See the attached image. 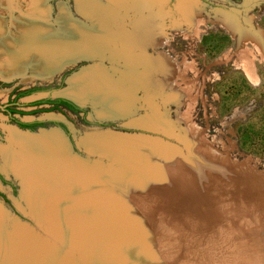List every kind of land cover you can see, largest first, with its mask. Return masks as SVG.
Wrapping results in <instances>:
<instances>
[{"label": "rangeland", "instance_id": "rangeland-1", "mask_svg": "<svg viewBox=\"0 0 264 264\" xmlns=\"http://www.w3.org/2000/svg\"><path fill=\"white\" fill-rule=\"evenodd\" d=\"M12 1L18 18L31 4ZM97 3L98 30L77 0L43 2L51 26L61 31L56 23L70 17L94 30L99 49L84 42L64 51L48 78L31 67L25 76L0 75L1 106L17 92L41 89L19 100L26 115L16 117L44 123L33 135H61L58 154L68 164L54 166L58 176L38 192L0 155L8 181L0 180V229L8 236L0 244L2 264L14 251L31 256L19 264H264V30L249 32L264 28V0ZM182 3L195 8L196 21L184 16ZM0 15L9 26L10 12L1 7ZM52 30L50 36L59 32ZM241 41V52L246 47L257 62L260 85L245 78L236 57ZM93 71L107 74L113 88H87L85 75ZM75 84L83 90L77 98ZM62 96L82 111L34 105ZM14 127L0 111L1 147ZM86 140L98 143L94 151ZM136 146L144 155L131 157ZM25 231L35 241L27 243ZM189 245L202 252L198 260L186 254Z\"/></svg>", "mask_w": 264, "mask_h": 264}, {"label": "bare ground", "instance_id": "bare-ground-1", "mask_svg": "<svg viewBox=\"0 0 264 264\" xmlns=\"http://www.w3.org/2000/svg\"><path fill=\"white\" fill-rule=\"evenodd\" d=\"M44 1L45 0H31V4L29 5L27 12L23 11V13L18 18L15 17V12L18 6H15L12 0H0V8L2 7L8 10L11 16V23H10L11 25L9 24L8 26L6 19L0 15V57L2 58V56H4L7 58L6 61L4 62L5 64L3 63L2 65L0 64L1 76L8 79L15 78L18 76H25L28 68L31 67L34 72L33 74L34 76L48 78L51 77L54 73H56V71H58L59 68L62 66L63 61L57 60L56 58L59 57L60 59V56L64 51L68 52L79 49L78 46L80 44L83 45L84 42H86L89 45V48H94L97 45L96 44L97 42L93 40L94 37H92L94 36V34H92V31L94 30L83 28V26L74 23L70 17H67L62 20L60 19L59 22L56 23L58 26L61 27V31L56 29L58 27H55L56 26L55 24L54 26H51V24L49 23L50 20L49 11H48L49 7H46L43 4ZM77 1L79 2L80 6H82V8L84 4L85 9L83 11L91 15V18H93L91 22H93L95 29L98 30L96 28L98 22L96 16H98V13L100 11L99 9L100 7L97 3L98 0L97 1L77 0ZM180 5L181 6L183 5L180 8L183 9L182 12H184L183 13L184 16L185 14H187L188 19L193 20V16L190 14H192L193 11H195L193 10L195 8H192V5H189L188 3H186V5L191 6V8L189 6L184 5L183 3ZM101 14L102 15L105 14L104 16H107L109 13L101 12ZM94 18L95 21H93ZM108 18L110 21L109 24H111L112 22L110 20V17ZM102 20H105L104 22L107 23L106 17L103 18ZM53 27L55 28V30L59 32H57L54 36H50L49 33L53 31L52 30ZM12 28H14L15 30L14 31L11 30ZM16 34L18 35V37ZM46 37H50V38L46 39ZM82 38H84V40ZM128 40L130 41L131 38L129 37ZM137 42H138L137 40H134V44H136ZM123 44H126V42ZM96 47L97 49H99L98 46ZM106 75L107 74L103 75L96 71L94 73L91 72L85 75L86 83H88L87 88L100 90V88L109 87L110 85L111 88H113L112 87L113 84L111 83V78L109 80L108 78H106L109 76ZM73 87L74 88L71 89L70 91L71 95H75L77 98L78 96L76 94L77 93L80 94L81 92H83V90L81 88V85L75 84L73 85ZM119 89L120 92H123L121 90H124L122 89V87H120ZM97 98L98 99L96 101H99L100 98L99 97ZM123 98L126 97L123 96L122 100ZM124 103L121 106V108L117 107V109H119V111L121 112H123L124 109L126 108V105ZM120 109H123V111ZM8 132H9V136H8L9 145L4 147L0 146V155L5 160L6 165L17 173V175L23 180V183L28 188L30 186L31 189L40 192L39 187L41 185L44 186L46 185L45 184L46 178H47V183L48 182L51 183L52 177L58 176V174H55L54 172L56 171L54 169V166H60L61 168L68 167V164L66 162L60 160L59 157L60 155L58 154V151H60L59 153H61V150L64 147L62 138L60 137L61 135H59L58 133L44 131L39 135H33L30 132L21 131L16 127L9 128ZM97 139L98 138H96V140ZM111 140L112 141H109V143L116 142L114 141L115 138H112ZM105 142H106L105 139L101 141V143L104 144L106 148L108 142L107 143ZM97 144L98 143H95L93 141L91 142V140H88V142L87 140L83 141V145L88 146L87 149L89 151H94L95 149L93 150L92 146ZM94 148L96 147L94 146ZM119 148L123 151L122 149L123 146ZM140 148L142 149V147L136 146L135 149L137 151L130 150L129 155L131 156L133 152L137 153L136 154L137 157L144 155L143 152L144 148L142 149V151L140 150ZM97 149L99 150L98 146ZM125 150H127V152L129 151L128 149ZM151 151H152L151 153L154 154V151L153 150ZM55 156L58 157L55 158ZM121 157L123 158L122 153H121ZM143 160L145 161V158L142 159V161ZM58 172H60V169L59 171H57V173ZM38 197L39 196H36V198ZM167 213L169 215L178 214V212L174 213L172 211ZM189 213L191 214L192 212ZM188 220H190L189 217ZM153 221L155 220L153 219ZM1 227L2 226H1V215H0V228ZM23 237L27 243H31L32 241H35L31 235H28L26 233V231ZM6 239L8 240V236L6 237L5 234L2 233L0 229V244L2 241L6 243ZM184 249H186V254L191 259V261L192 259H194V261L195 259L198 260V258H200V256L202 255L201 251L198 253V251L197 250L195 251L193 247H191L190 245ZM8 256L11 257V259L8 261L15 264H19V262H17L18 258H20L19 259L20 261H25V263H27L26 261H28L31 258L29 254L24 255V253H19L17 251L12 252ZM1 257L3 256H1L0 254V258ZM10 262H5L3 264H10ZM0 264H2L1 260H0Z\"/></svg>", "mask_w": 264, "mask_h": 264}, {"label": "trees", "instance_id": "trees-1", "mask_svg": "<svg viewBox=\"0 0 264 264\" xmlns=\"http://www.w3.org/2000/svg\"><path fill=\"white\" fill-rule=\"evenodd\" d=\"M41 89L40 88H34V89H31V90H27V91H24V92H20L17 94V97L16 99H14L11 104L14 105V106H17V107H20V106H23L21 104L18 103V100L24 96H30L34 93H37L38 91H40ZM41 104H50L52 105V107L54 109H59V110H62V109H67L69 110L70 112H73V113H79L80 111H82V109L77 106L75 103H73L72 101L68 100V99H65V98H57V99H51V98H47V99H44V100H40V101H37L34 103V105H41ZM10 114H22V115H26L24 114L25 112H22V111H15V110H10L9 111ZM19 124V127L21 129H25V130H31V131H34L36 130L37 128H40L44 125L43 122H40V121H33V122H29V123H23V122H17ZM0 180L4 183H8V181L6 180V178L3 176V174H1L0 172Z\"/></svg>", "mask_w": 264, "mask_h": 264}, {"label": "crops", "instance_id": "crops-1", "mask_svg": "<svg viewBox=\"0 0 264 264\" xmlns=\"http://www.w3.org/2000/svg\"><path fill=\"white\" fill-rule=\"evenodd\" d=\"M189 20V19H188ZM190 21V20H189ZM192 21H196V16L194 17L193 16V20ZM233 28H234V26H233ZM240 30H241V32L243 31V30H246L245 28L243 29V28H240ZM262 30H264V28H260L259 29V31H255L254 29H253V31H252V29H249V32H252V33H254L255 34V32H259L260 33V31H262ZM242 33H240V35H241ZM261 34V33H260ZM234 37H236V36H234ZM242 40V39H241ZM243 42L241 41V44H240V49L238 50V55L236 56V57H238L239 56V58H240V62H241V64L243 65L242 66V71H243V73H244V75H245V78L249 81V83H251L252 85H260V83H261V81H262V79H261V76H260V74H259V70H258V66H257V62L256 61H254L251 57V55H248L247 54V48L245 47V51L242 53L241 51H242V47H243V45L245 46V44L247 43H243ZM253 47H254V44H252V43H250ZM253 47H251V50H252V48ZM257 51V50H256ZM246 52V53H245ZM260 53V52H259ZM235 54H237V52L235 53ZM261 55V54H260ZM261 59H262V61L264 62V59L261 57ZM247 63V64H246Z\"/></svg>", "mask_w": 264, "mask_h": 264}, {"label": "flooded vegetation", "instance_id": "flooded-vegetation-1", "mask_svg": "<svg viewBox=\"0 0 264 264\" xmlns=\"http://www.w3.org/2000/svg\"><path fill=\"white\" fill-rule=\"evenodd\" d=\"M16 92H17V91H16ZM18 93H20V92H17L15 95L10 96L9 99H8V101H7L4 105H2V106L0 105V111H1L2 113H4V114L9 118L10 122L15 123V124L19 127V124L17 123L19 120H18V118L16 117V115H17L18 113H16V114H10V113H9L10 110L20 111V110H19V107L14 106V105L11 104V102H12L14 99H16ZM20 99H21V98H20ZM20 99H19V100H20ZM19 100H18V103H20ZM19 122H21V121H19Z\"/></svg>", "mask_w": 264, "mask_h": 264}, {"label": "water", "instance_id": "water-1", "mask_svg": "<svg viewBox=\"0 0 264 264\" xmlns=\"http://www.w3.org/2000/svg\"><path fill=\"white\" fill-rule=\"evenodd\" d=\"M61 98L68 99V100L72 101L73 103H75L77 106H79V107L81 106L82 107V105L79 102H77L76 100H74V99H71V98H68V97H64V96H62ZM17 128L21 129L20 127H17ZM22 130H25V129H22ZM26 131L32 133V131H30V130H26Z\"/></svg>", "mask_w": 264, "mask_h": 264}]
</instances>
